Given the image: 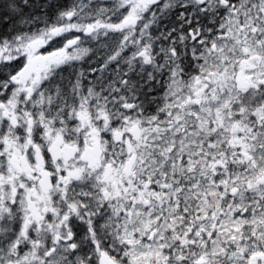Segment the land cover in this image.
<instances>
[{"label": "snow or ice", "instance_id": "6c2138e0", "mask_svg": "<svg viewBox=\"0 0 264 264\" xmlns=\"http://www.w3.org/2000/svg\"><path fill=\"white\" fill-rule=\"evenodd\" d=\"M0 264H264V0H0Z\"/></svg>", "mask_w": 264, "mask_h": 264}]
</instances>
